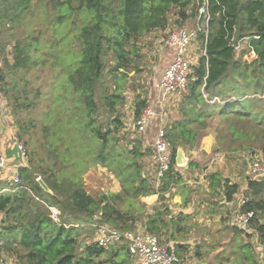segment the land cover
Masks as SVG:
<instances>
[{
  "label": "trees",
  "instance_id": "16d2710c",
  "mask_svg": "<svg viewBox=\"0 0 264 264\" xmlns=\"http://www.w3.org/2000/svg\"><path fill=\"white\" fill-rule=\"evenodd\" d=\"M42 1L57 11L60 22L72 12L85 11L89 17L74 29L79 49L73 51L78 54L62 66L64 79L56 87L43 121L42 148L30 147L26 153L28 161L12 165L11 161L18 157L15 147H0L8 165L0 171V257L4 252L12 254L19 264H131L133 258L126 244L103 248L95 243L92 221L97 213L101 214V222L121 231L133 229L140 222L148 233L164 235L179 257L188 255V245L180 241L186 222L182 217L188 214L180 210L174 217L173 209L166 203L169 198L165 197L183 182L175 165L176 151L178 147L195 148L214 116L215 107L209 102L213 97L227 90L237 91L241 83L250 87L252 94L264 91V0H206L207 36L204 32L197 35L205 54L191 67L179 107L182 119L166 128L172 162L158 187L143 173L142 159L147 152H141L142 142L137 138L130 148L120 144L123 125L116 114L117 105L125 103L122 91L128 75L142 69V57L137 52L139 41L152 32L165 31L171 13L176 24L195 17L204 0ZM32 2L0 0V15L27 10ZM243 39L247 40L246 46L237 56ZM108 54L112 62L109 67ZM28 59V46L15 54L12 64L3 57L1 84H6L7 72L26 68ZM104 72L112 77V89L104 85ZM98 91L103 113L97 102ZM18 96L13 110L35 106L25 88L18 91ZM145 105L144 100L137 101L135 120ZM252 105L247 100H230L218 114L221 124H226L220 140L230 142V150L264 151V112L256 114L251 111ZM100 115L103 120L98 118ZM33 125H19L15 136L22 140ZM5 137L7 141L10 138ZM23 143L29 145L30 141ZM40 151L44 152L41 157ZM96 165L115 176L119 192H102L94 197L85 191L82 175ZM198 167L192 160L187 171ZM38 177L51 192L40 187ZM207 178L209 189L215 196L220 195L217 190H222L227 202L238 193L239 186L217 171ZM3 181H11L12 186H3ZM153 194H158L160 204L150 213L140 198ZM245 197L240 210L253 212L248 228L264 246V182L247 179ZM52 209L58 212L57 220L52 218ZM234 227L249 235V230L238 224ZM246 247L248 250L242 249L245 259L254 261L255 256ZM193 258H202L199 250L195 249Z\"/></svg>",
  "mask_w": 264,
  "mask_h": 264
},
{
  "label": "rangeland",
  "instance_id": "374dc122",
  "mask_svg": "<svg viewBox=\"0 0 264 264\" xmlns=\"http://www.w3.org/2000/svg\"><path fill=\"white\" fill-rule=\"evenodd\" d=\"M10 13V15L6 14V16L0 15L1 69L4 61L3 57L12 64L15 54L26 46H28L29 59L27 60L26 68H19L15 71L7 72L6 84H1L0 100H2L4 107L0 109V122L4 121V125L2 127L0 126V137L3 134H8L10 136L8 146L12 145L10 140H14L17 137L15 135L18 132L19 125L30 126L34 123L22 139L23 142L27 139L30 141L29 145L25 144L27 153L30 147H35L37 150L42 148V144L44 143V135L42 132L43 121L47 110L50 108V102L53 101V93L58 84L64 79L62 66L75 60L74 57L78 54V51H73L79 49L78 42L75 39L74 29L77 25L83 23L89 17V14L85 11H81V13L72 12L64 21L60 22L57 11L51 5L43 3L42 0H33L31 7L27 10L21 12L12 11ZM172 17H174L173 14L169 17L170 23L174 22V18ZM166 34L167 32L155 31L144 36L139 41L137 52L142 57L140 63L142 64L140 67L142 69L140 72H131L127 77V81L123 84L122 96L124 97L125 103L124 105H117L116 114L119 115L123 125L119 134L120 144H123L127 148L131 147L135 139L142 140L141 135L136 132V128H132L133 119L135 118V106L138 100H144L146 103L149 102L146 100L152 83L159 74L158 65L161 57L159 48H162L163 42L161 40ZM246 42L247 40L243 39L238 45V49L236 50L237 56L245 48ZM200 51L201 47L197 43L194 52L198 57ZM110 60L111 55L108 54L106 57L108 67L112 63ZM103 82L109 89L114 87L112 77L107 72H104ZM22 88L26 89L28 98L31 101H35V106L28 110L15 111L13 110V104L15 103L16 97H19L18 91ZM244 91H246V96H243ZM235 93L237 95V101L247 100L249 105L253 104L251 111L256 114H262L264 112V91L261 94H252L251 88L241 83ZM100 94L101 92L98 91L97 102L103 113L104 106L98 98ZM222 97L224 96H220V98ZM21 98L20 102L23 101V96ZM230 99H226L225 102H229ZM215 101L216 104L213 105L212 103ZM209 102L215 107L213 110L214 116L218 118L219 112L226 108L227 103L223 105L222 100L218 102L216 98H212ZM98 118L100 120L104 119L102 115ZM208 125L210 129L215 128L213 133V148H216V152H214L213 157L209 161L215 165L214 167L217 172L227 177L226 179L228 181L237 184L239 187L243 186L246 179H248L246 171L249 165V159L253 155H262L264 157V151L261 148L246 151L230 150L227 146L230 142L228 143L225 139L220 140L221 135L226 130V124H221L218 118L212 119ZM22 140H20L21 143ZM15 152H17L16 149ZM149 153L151 152L147 151V155ZM38 154L41 157L44 152L40 151ZM0 155H2L1 151ZM19 159L20 161L23 160L21 158ZM24 159V161H21L23 164L28 161L26 157ZM20 161H12L11 164L17 165ZM5 164H7L6 161ZM2 170L3 168L0 169V171ZM82 176L85 191L94 197H99L102 192L107 193L112 190L113 183L110 177L111 174L106 168L99 165L89 167ZM1 183L3 186H12L11 181H3ZM238 192L240 193V198L245 196L244 190H238ZM238 205L239 200H237V203H234V208ZM225 215L227 217L224 220H219L220 222L218 220L213 221L211 218V222L208 223L209 225L197 221L196 225L201 227L196 231H202L203 234H208L205 238L206 240L197 238L195 241L200 244L198 247H195L202 255L199 261H204L207 264H264V256L261 257L263 250L257 243L256 235L251 233V229H249V235L239 231L236 227L232 226L230 221L232 214L226 213ZM189 219L185 222V233L183 232L180 241L185 242L187 234L189 233V231L187 233V230H192V227L195 226L193 222L195 219ZM189 222L192 224H189ZM139 223L137 222L135 227L140 225ZM156 235L160 240L171 244L164 235ZM202 237L204 236L202 235ZM246 246H249V254L255 256L254 261L250 262L245 259V251L242 249L245 247L248 250ZM190 254L191 256L188 259H194L193 254H195V250H192ZM0 264H19V262L15 259L14 255L4 252L0 258ZM131 264L138 263L132 259Z\"/></svg>",
  "mask_w": 264,
  "mask_h": 264
},
{
  "label": "crops",
  "instance_id": "0c3cea01",
  "mask_svg": "<svg viewBox=\"0 0 264 264\" xmlns=\"http://www.w3.org/2000/svg\"><path fill=\"white\" fill-rule=\"evenodd\" d=\"M189 13H190V11H189ZM197 13L198 12L196 11L195 17H190L189 19L185 20L181 24L175 23L176 17L173 13H171L174 16V17H172V18H174V22L170 23L168 28L165 31H163L166 33L178 25L187 27L189 29L198 30V32L196 34L195 42L192 43L191 50H190L191 67L195 66L197 64L199 58L205 54L202 40H199L197 38V35L201 32H204V34H205L204 36H207V26H205V24H203L201 22V20L198 18ZM169 21H170V18H169ZM197 43L201 47L199 57L194 52V49H195V46ZM174 51L175 50L173 48L167 47L164 44L162 45V48H159V52L161 54L160 62L158 65L159 66V74H158L157 78L155 79V81L152 83V87L150 88L149 95H148V98L146 100V101H149L150 105L155 110L156 115L151 120V123L148 124L145 131L142 132L141 134H139L142 137V140H140L142 142L141 152H147V151L151 152V153H149V155H145L142 159L143 173L151 182L155 180V173H156V163H155L154 159L152 158L153 144H154V137L156 134V130L160 126L165 127V129H166L173 121H177V120L182 119L181 113L179 112V107H180V103L182 101V94H184V92L179 93L177 95L166 97L165 95H162L155 88V83H157L160 80L161 75H162L165 67L169 64V62H170V60L174 54ZM243 89H245V87H243ZM235 92L236 91H229L228 92V90H227V92H223L219 95V96H224V97H222V98L213 97V98H216L218 102H220L222 100L223 105H225L227 103V102H225L226 99L233 98L230 100L237 101V99H236L237 95ZM245 93H246V91H244L243 96H246ZM0 102L2 103V100H0ZM212 119H218V118H215V116H213L211 119H209V121L207 122L206 129L198 137L197 142H196L197 144L193 150L185 148V147H181L183 149L184 156L187 159V163H186L187 167L176 165V169L181 173V175L183 177V182L181 185L177 186L176 188L173 187V189L169 193L165 194V197L169 198V201L166 203L171 209H173V211H174L173 216L174 217H176L177 214H179V212H181L180 210H182L184 213L188 214V216L185 215L184 217H182V218H185V221H188L189 218H191L192 220L195 219L193 221L195 223V226L192 227V230L191 229L187 230V228H186L187 233L189 231V233L187 234V239H185V242L181 241L183 244L189 245L188 246V252H189L188 255L181 256L182 258H180L182 260L181 264H207L206 262H200L199 260L191 259L192 260L191 261L188 259L189 256H191L190 252L192 250H195L196 246L198 247L200 245L199 242H195L197 240V238L206 240L205 238L208 236V234H203L202 231H198V232L196 231L201 227V226L196 225L197 221L209 225L208 223L211 222V218L213 219V221H215V220L221 221V220H224L225 217H227L225 215L226 213H230V214H232L231 219H230L232 226L237 224L236 221H234L233 217H234V212L236 211L235 209L236 208L238 209L240 204L234 208V203H237V200H240V193L238 192L237 194H235L233 197V200H231L230 202H227L224 200L222 190H220V191L217 190L220 195L215 196L214 193L212 192V190L209 189V182H208L207 177L209 174L216 172V169L214 167L215 165H213V163H211L209 161L213 157V154H212L213 141H214V136H213L214 134L213 133L215 131L214 130L215 128L210 129V126L208 125ZM134 121H135V118L133 119V127L132 128H134ZM3 123H4V121L0 122L1 127L4 125ZM215 125H217V124H215ZM192 126L196 127L195 124H193ZM124 129H125V127H124ZM7 135L8 134L1 135L0 147L2 145H4V146L6 145L5 147L8 146L9 143L7 141V138L5 137ZM12 147H13V144H12L11 148ZM15 149H14V153H16V155L18 157L12 161L18 162V161H20V159H19L20 157H19L18 153L15 152ZM192 160H195L199 164V167L192 169L191 171L190 170L187 171L189 169V164L191 163ZM12 161H11V163H12ZM21 161H23V160H21ZM21 161L19 162V164L21 163ZM6 167H7V165H6ZM110 174H111L110 177H111L112 183H113V187H112L111 191L112 192H119L120 191L119 182L117 181V179L115 178V176L112 173H110ZM222 176H223V178H227L224 174ZM246 189H247V179H246V182L243 184V186L239 187V191H242V190L246 191ZM184 198L185 199L188 198V200H187L188 203L186 205H183V201L185 200ZM140 200L148 206L150 213L152 212V208L154 206L160 204L158 194H153V195L141 197ZM180 207H182V208H180ZM193 212H195V214H193ZM190 223L191 222H189V224ZM223 223H224V221H223ZM202 235L204 237H202ZM256 237H257V235H256ZM208 239H209V237H208ZM257 243H258V240H257ZM258 245H259V243H258ZM258 245H257V247L260 249V247ZM261 257H263V255Z\"/></svg>",
  "mask_w": 264,
  "mask_h": 264
},
{
  "label": "built area",
  "instance_id": "2783aa9c",
  "mask_svg": "<svg viewBox=\"0 0 264 264\" xmlns=\"http://www.w3.org/2000/svg\"><path fill=\"white\" fill-rule=\"evenodd\" d=\"M206 0L198 7L197 15L205 26H207L208 16L206 11ZM198 30L189 29L178 25L169 30L162 42L165 46L173 48L174 54L165 67L160 80L155 83V88L162 94L167 96L177 95L185 92L191 68L190 50L193 41L196 38ZM0 88H1V63H0ZM4 104L0 102V109H3ZM156 112L149 102L140 111L138 118L134 121L136 132L141 134L151 120L155 117ZM16 148L17 153L23 161L26 157V147L24 143L16 137L10 140ZM152 158L156 163V173L154 186L158 187L161 178L167 173L171 167V144L166 136L165 127L160 126L156 130L153 144ZM4 156L0 155V169H5ZM246 176L251 181L264 182V157L262 155H253L249 159V165L246 171ZM18 180L14 178V182ZM247 198L242 196L239 200V208L234 212V221L243 229L249 230L248 225L253 217V212H242L240 207L245 203ZM52 218L57 220L58 212L52 210ZM101 214L94 215L92 226L95 228V243L103 248L110 246L126 244L128 250L134 260L138 264H181L175 246L159 239L158 236L148 233L141 226H136L133 229L121 231L101 222ZM259 246L263 250L264 246Z\"/></svg>",
  "mask_w": 264,
  "mask_h": 264
},
{
  "label": "water",
  "instance_id": "95a60500",
  "mask_svg": "<svg viewBox=\"0 0 264 264\" xmlns=\"http://www.w3.org/2000/svg\"><path fill=\"white\" fill-rule=\"evenodd\" d=\"M186 163L187 159L184 156L183 149L178 147L175 155V165L187 167ZM37 182L45 192H51V190L40 177L37 178ZM82 245H84V243H82Z\"/></svg>",
  "mask_w": 264,
  "mask_h": 264
}]
</instances>
